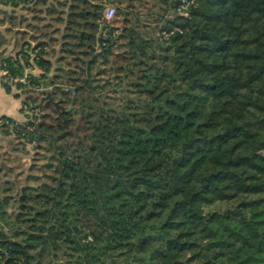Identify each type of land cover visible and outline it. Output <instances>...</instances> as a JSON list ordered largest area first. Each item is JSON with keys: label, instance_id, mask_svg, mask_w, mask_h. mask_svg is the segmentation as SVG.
<instances>
[{"label": "trees", "instance_id": "1", "mask_svg": "<svg viewBox=\"0 0 264 264\" xmlns=\"http://www.w3.org/2000/svg\"><path fill=\"white\" fill-rule=\"evenodd\" d=\"M191 1L10 11L0 135L39 174L0 190V264H264V0Z\"/></svg>", "mask_w": 264, "mask_h": 264}, {"label": "rangeland", "instance_id": "2", "mask_svg": "<svg viewBox=\"0 0 264 264\" xmlns=\"http://www.w3.org/2000/svg\"><path fill=\"white\" fill-rule=\"evenodd\" d=\"M11 15L8 8H5L0 5V56L1 55H8L11 52H13V38L21 37V34H16V30L14 31L7 30L8 27H10L12 24L9 21V16ZM40 15V14H39ZM38 15V16H39ZM25 17L23 25L24 27H27L30 24H36L38 26H43L44 24L51 22V17L46 16L45 13H41L40 16H43L45 18V21H39L35 16L34 11H26L24 10ZM34 16V17H33ZM13 27V26H12ZM11 27V28H12ZM15 27V25H14ZM34 72V71H33ZM37 72V71H35ZM11 96L19 101H21L20 98H17L15 96L18 91L16 89H12ZM11 97V98H12ZM3 105L2 101H0V107ZM22 108V102L20 105V109ZM22 114L21 121H18L21 124L26 123L29 113L22 112V110L19 111ZM17 114V112H16ZM3 135H0V190L2 191L4 195V189L7 187L13 188L12 191H7L5 193L7 194H14L16 189L21 186H25L28 184V178L31 175L39 174L37 171H33L30 168V161L33 160L35 157V153L33 151L34 145H27L26 149L28 153H25L23 149L22 141H19L15 136H8V137H2ZM20 142V145H19ZM18 146V149H16ZM17 154H22V156L18 157ZM34 162V161H33ZM41 164V163H38ZM11 211V209H9Z\"/></svg>", "mask_w": 264, "mask_h": 264}, {"label": "built area", "instance_id": "3", "mask_svg": "<svg viewBox=\"0 0 264 264\" xmlns=\"http://www.w3.org/2000/svg\"><path fill=\"white\" fill-rule=\"evenodd\" d=\"M36 2H37V0H0V5L5 7V8H8L9 11L13 10V11H16L18 14H24V10H26V8H28V7H32ZM191 4H192L191 0H181V5L179 8V14L187 16L188 10H189V7L191 6ZM115 14H116L115 8L113 6H108V7H106V9L104 11L103 20L106 22H111L112 20H114ZM107 30H108V28H105L104 36H107V34H106ZM171 33H173V32H171ZM169 35H170L169 32H163V36L165 38H168ZM18 51H20V50H18ZM17 53H12L13 57H15ZM31 53H32L31 55L34 56V53L33 52H31ZM22 55H23V53L20 52L18 54L17 58H21ZM2 76H6V72H3ZM6 82L10 85V87L15 89L12 80L8 81L6 79ZM24 109H25L26 114L29 113L28 106L25 105Z\"/></svg>", "mask_w": 264, "mask_h": 264}, {"label": "crops", "instance_id": "4", "mask_svg": "<svg viewBox=\"0 0 264 264\" xmlns=\"http://www.w3.org/2000/svg\"><path fill=\"white\" fill-rule=\"evenodd\" d=\"M1 76L2 73L0 72V101L3 103V105L0 107V116H8L15 119L16 121H21L22 114L19 112L21 110V101L13 98L11 94L6 93L1 85Z\"/></svg>", "mask_w": 264, "mask_h": 264}, {"label": "water", "instance_id": "5", "mask_svg": "<svg viewBox=\"0 0 264 264\" xmlns=\"http://www.w3.org/2000/svg\"><path fill=\"white\" fill-rule=\"evenodd\" d=\"M59 105V103H56V106H58Z\"/></svg>", "mask_w": 264, "mask_h": 264}]
</instances>
